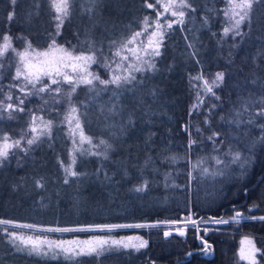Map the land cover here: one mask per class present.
Masks as SVG:
<instances>
[{
    "label": "trees",
    "instance_id": "1",
    "mask_svg": "<svg viewBox=\"0 0 264 264\" xmlns=\"http://www.w3.org/2000/svg\"><path fill=\"white\" fill-rule=\"evenodd\" d=\"M86 2L73 0L71 15L57 38L60 45L85 49L89 42L98 41L97 33L91 29L98 31L102 27L108 33L103 44L112 40L119 42L138 31L144 17L152 13L144 0H95L90 5ZM147 2L152 3V0ZM191 3L197 7L196 16L184 24L185 30L178 24L173 26L163 43L157 71L145 76L141 83L126 87L129 91H121L123 116L108 114L107 107L111 104L102 107L112 92H103L99 97L95 94L86 108L81 107L84 124L80 134L86 138L83 143L74 141L64 129L54 128L49 137L32 146L27 155L16 149V154L0 166V220L18 225L9 228L15 235L33 231L24 225L78 229L140 224L145 227L118 228L112 234H133L147 241V245L138 251L133 248L110 250L77 258L29 254L30 249L5 233L8 226L0 224V264H244L236 255L237 242L242 236L252 237L263 253L264 221L250 217L264 216V144L259 151L251 152V163L247 165L251 176L243 183L224 174L217 177L189 175L191 162L197 156L217 154L209 139L213 133L218 134L216 145H220L221 140L224 142L220 150L226 146L238 147L242 130L231 139L224 123L237 104V97L249 93L239 79H236L239 85L233 89L235 66L223 63L221 51L217 52V41L210 35V24L201 21V13L206 19L212 18V4L207 1L201 8L203 3ZM260 6L264 13V5ZM9 12H14L11 22ZM55 15L51 0H17L15 6L11 0H0V41L4 35H9L13 45L20 47L30 41L39 49L45 48L50 43L47 34L56 31ZM203 32L209 41L203 40ZM190 43L195 47L189 48ZM207 44L215 45L214 56L203 54L201 47ZM256 52L254 49L252 54ZM240 53L235 52L234 56ZM217 72L225 73L224 81L214 87V94L208 93L206 89L212 86ZM153 91L158 93L156 102L151 95ZM141 98L143 108L138 105ZM200 101L203 103L199 104ZM196 104L199 107L193 110ZM213 106L208 123H197L204 117L205 108ZM149 108L152 111L146 116ZM128 110H131L134 126H127ZM14 116L17 118L8 119L3 113L0 139L4 134L19 138L24 133V113ZM218 117L224 123L219 122ZM121 123L126 124V131H122ZM187 123L190 134L184 130ZM190 139L195 141L192 150L188 148ZM101 140L112 146L107 150V160L88 154L105 151L99 143ZM65 168L88 175L68 177L69 183L65 184ZM124 169L128 171L127 177L123 175ZM105 175L112 179L106 180ZM37 181L42 187H37ZM144 181L148 182L145 191L132 190ZM234 207L249 219L240 224L211 225L206 236L212 246L210 255L202 254V241L191 225L185 229L184 236H164L165 226L161 224L186 220L190 213L204 219L209 216L230 219L235 215ZM68 232L69 235L76 232L73 235L78 237L89 234ZM200 235H203L202 229ZM189 252L193 255L188 256Z\"/></svg>",
    "mask_w": 264,
    "mask_h": 264
},
{
    "label": "snow or ice",
    "instance_id": "2",
    "mask_svg": "<svg viewBox=\"0 0 264 264\" xmlns=\"http://www.w3.org/2000/svg\"><path fill=\"white\" fill-rule=\"evenodd\" d=\"M95 2V0H94ZM11 3L13 6L17 4V0H11ZM144 3L146 4L147 8L154 9L155 5L153 3H148L147 0H144ZM161 0H156V5H160ZM229 4L233 5L232 10V17L238 16V19L234 20V23L231 24L229 27H225L223 29V37H227L230 33L233 36V41H235V37L240 36L243 37V34L240 32V26L242 23L250 22L251 19V13L253 11L254 4H261L264 5V0H242L241 4L239 5L240 11L236 12L234 10L235 3L234 0H229ZM52 8L55 10V17L56 20V31L55 32H49L48 38L50 40V43L47 46V49L44 51H39L36 48L33 47L32 43L30 41H26L24 51L18 52L12 44V38L9 35L3 36V45L0 47V56H3L6 54L9 50L12 52H15L16 55L19 57L17 67H16V74L12 78L13 80L20 81L18 84H10L9 88H17L22 95L16 97V100L18 101L17 104H13L11 102L5 103L4 101H0V120H2L3 113H8V119H16L13 115L15 112H24L26 101H28V98L34 95H41V94H48L51 92H55L56 94H60L62 92V85L67 84L70 86V91L67 93V98L69 102H71L72 94L76 92L77 86L80 84L88 85L90 86V92H94L96 96H100L101 92H105L109 90V85H115L116 91L112 92V95L109 97V100L105 102L102 107H107L108 104H111V107H107V113L111 116H123L124 115V109H123V99L121 96L122 92H127L130 89L126 88V85H134V82L137 81V76L134 73H145V72H152L156 69V64L154 62V58L161 55V48L163 47L164 40L167 38V36L170 34L171 30H173V25H180L181 30L184 29L185 24V16L186 11L185 9H190L191 11H195L194 8H192L191 4L186 2V0H179L177 3L176 0H169L168 3L163 4V12L156 11V19H155V30L151 31V34L148 38L149 42L147 45H141V49L138 51L136 48L131 47L134 43L138 42V38L142 37L150 28H152L151 23V17L145 16L142 21V29L141 31H136L132 34L130 38L124 39L120 42H117L116 40L110 41V48L109 51H111V47H116L115 52L111 53V60L108 59V54L104 52L102 47V41H101V47H96L94 43L89 42L87 49L84 48H77V46L73 45L71 48L64 47L63 45H60L57 41V38L61 35V29L65 23V20L69 18L71 15L72 9H73V0H52ZM91 11V9H89ZM170 13L172 17H175L176 19H173L171 21L167 20V15ZM225 16H228V12L225 11ZM232 17H229L230 19ZM14 18V12L8 13V20L11 22ZM205 24L208 23L207 19L204 21ZM166 24V28H165ZM215 35V33L213 34ZM223 37L221 39H223ZM188 39L187 37H185ZM103 39V38H102ZM118 45V46H117ZM233 47H236L235 43L232 45ZM189 48H194L195 45L190 43L188 45ZM127 51L131 53V56L128 55H122V52ZM142 52V54H141ZM55 54V55H54ZM195 55V52L193 53ZM104 58V63L101 65L104 68H111V65L113 63L116 64V67L121 70L120 74H114L112 75L111 79L105 80L101 79L99 75L94 74L89 69L93 64H99L101 63L100 58ZM119 58V59H117ZM257 58H260L264 60V45L261 46V48L257 51L255 55L251 56V59L253 61H256ZM131 61V62H129ZM255 75V73H253ZM47 78V82H45L44 78ZM225 77L224 72H217L215 75L214 80L212 81V86L207 87L206 91L208 93H213L214 87H219L220 84L223 83ZM199 78V77H198ZM262 79L259 76L256 77L254 80H249L247 77L245 78V85L244 87H247L248 84L251 85H257L260 84ZM96 82V83H94ZM207 83V82H206ZM98 85L103 86V88H99ZM55 85L56 87L53 88L52 86ZM0 92H2V89H0ZM157 92L153 91L151 93L153 99V102L155 101V97H157ZM216 99H219V97H216ZM7 101H12L13 96L11 92L6 97ZM119 100V103H116V101ZM47 103V101H45ZM200 103H203V101H200ZM264 104V101L261 102ZM138 105L143 108L144 107V101L143 98H141V101L138 102ZM199 105H193V110L198 108ZM77 111L76 107H71V112L75 113ZM151 108H149L148 112H145V115H149V112H151ZM189 115H192V111L189 112ZM260 118H264V106H260L259 110L255 113V116L253 119H256L257 121ZM38 117L33 115L32 117V124L30 125V131L32 133V137L30 139L26 140L27 147H23L21 144V141L25 139L24 135H21L20 139L12 140L11 143H9L10 137L7 134L3 135V143L0 144V166H3L4 162L9 159L10 156L15 155L16 153L13 151V149H19L20 151L24 152L25 155L28 154L29 151L32 150V146L36 145L40 140L41 137L44 136L47 133H50L52 123L51 121H48L45 124V127L43 130L38 131V128L36 126V120ZM249 124L252 123V119L248 121ZM127 126H134L132 118H131V110H128V121ZM76 127L80 128L79 120L76 121ZM122 131H126V124L121 123L120 125ZM262 129H264V125H261ZM184 130L188 131V126H184ZM154 135V134H153ZM218 137L217 133H213V136L209 139L213 141V150L218 151V145L215 143V139ZM86 138L81 134V142ZM88 143H91V140H88ZM100 145H103L105 148L104 152H89V155H95L98 157H103L105 160L108 159L107 150L110 149L112 146L108 144L106 141L101 140ZM221 144L224 142L221 140ZM261 144H264V138H261L260 140ZM195 145V141L189 140L188 148L189 150H192ZM255 147V145H253ZM248 153H251L252 149L247 150ZM227 155H230L231 159L228 161L220 159L219 156L213 157L215 160V163L217 165L223 164L225 167L228 166V164H238L242 171L247 170V165L251 163V157L250 155H244L242 156L240 151L233 150ZM169 159H175V158H169ZM199 163V162H198ZM197 164L192 165L193 168L198 166ZM73 164H75V160L73 159ZM66 176L64 179V183L68 184L69 179L68 177H74V178H80L81 176H87V173H79L77 171L72 170L71 168H65ZM97 172L100 171L98 168L96 170ZM208 169L204 168L203 172L208 173ZM212 175L218 174L217 171H213L211 173ZM123 175L125 177L128 176L127 169H124ZM191 176V173H189ZM106 180H111L112 177L105 175ZM37 187H42V184L40 181L36 182ZM148 186V182L144 181L143 185L137 186L133 191L136 192H143L145 191L146 187ZM233 211L235 212V215H233L230 219H224L221 218H215L212 216H209L207 219L196 217L195 213H190L187 216L186 220H173L171 221L172 224L176 223H183L185 225V228H179L177 229V233L180 236H184L186 234L185 229L188 225H191L195 228L197 232V238L201 239L202 241V249L201 252L204 255H210L212 246L207 242L206 236L207 233L210 230L211 225H225V224H231L236 223L240 224L242 221H245L249 219V217H246L242 215V213L236 208H233ZM251 219H259L261 221H264V216L250 217ZM0 224L6 225L8 227L5 228V233L12 238H15V234L12 231H9V228L11 227H19L18 225L13 224L11 221L7 220H0ZM158 226V225H157ZM23 227L27 228H33V225H24ZM141 228L145 227V225H130V224H114V225H96V226H86L81 227L78 229L75 228H49L47 231H54V232H68V231H104L107 229L108 231H112L114 229L118 228ZM201 229L203 231V235H200ZM171 235L169 231L164 232V236L167 238ZM101 245L108 243L107 240L101 239L99 237L96 238ZM131 239V238H129ZM136 239H140L137 237ZM24 243H28V241H23ZM65 242L60 241L56 244V247H61ZM249 243H251L249 241ZM112 244L119 245L120 241H112ZM147 245V241L141 240L138 245H133L134 248L138 251L141 248H144ZM51 247V245H50ZM125 248L128 247L127 244L124 245ZM61 251L67 252L68 250L61 247ZM253 252L257 251L255 248L252 249ZM92 252H97V248L94 246H90L86 252H74L75 255H81V254H91ZM29 254H36V255H47V252H44L41 250L40 247L35 246L32 249L29 250ZM188 256L193 255V253L189 252L187 254ZM241 258L242 259H249V256H245L243 252H241ZM253 264H255V261L253 260Z\"/></svg>",
    "mask_w": 264,
    "mask_h": 264
},
{
    "label": "rangeland",
    "instance_id": "3",
    "mask_svg": "<svg viewBox=\"0 0 264 264\" xmlns=\"http://www.w3.org/2000/svg\"><path fill=\"white\" fill-rule=\"evenodd\" d=\"M192 2L201 4V8L203 7L205 2H209L212 4V11L213 16L211 19H207L208 24H210L209 31L210 35L215 38L218 44L217 52L223 56V63L227 66L233 64L234 69L232 70V78L239 79L240 85L244 87L245 85V78L247 77L249 80L256 79L257 76L264 78V60L257 58L256 61L251 59L253 55L252 52L255 49L258 51L262 45H264V13L262 12L261 4H254L253 11L251 13L250 22L242 23L240 26V32L243 34V37L240 36L235 37V41H233V36L230 33L227 37H223V29L225 27H229L231 24L234 23L235 19H238V16L232 17V10L233 5L229 4V0H186V2L190 3L192 8L197 10V7L192 5ZM94 0H87V5L93 3ZM169 0H161L160 5H156V0H152V3L155 5L154 9H151L152 13L149 17H151L152 28L148 30L142 37L138 38V42L131 45V47L136 48L138 51L141 49V45H147L149 40V36L152 30H155V19H156V11L163 12V4L168 3ZM178 3L179 0H176ZM242 0H234L236 12L240 11L239 5L241 4ZM52 5V0H51ZM52 7V6H51ZM200 8V7H199ZM55 12V10L52 8ZM186 16H185V23L196 16L194 11L190 9H185ZM225 11L228 12V16H225ZM167 20L171 21L176 19L172 17L170 13L166 14ZM202 16V23L206 19V15L201 13ZM229 17H232L231 19ZM174 26V25H173ZM143 25L138 31H141ZM166 28V24H165ZM92 32H96L95 36L98 37L97 42H92L96 47H101L102 38L107 36V30L105 28H100L98 31L91 29ZM136 32V31H135ZM134 33V32H133ZM131 33L125 39L130 38L132 36ZM204 33V32H203ZM215 33V35H213ZM203 40L205 42L209 41V38L206 37V33H204ZM223 37V39H221ZM124 40V39H123ZM122 41V40H120ZM119 41V42H120ZM165 41V40H164ZM3 39L0 41V47L3 45ZM233 43H235L236 47H233ZM88 46V44H87ZM87 46L85 49H87ZM118 46V45H117ZM13 47L18 51L22 52L25 48V43H23L20 47L13 45ZM39 51H44L47 49L45 48H37L33 46ZM65 47V46H64ZM102 47L105 53L108 54V59L111 60V53L115 52L116 47H111V51H109L110 43L103 44ZM71 48V47H68ZM163 48V47H162ZM161 48V54H162ZM214 48L215 45L202 46L201 50L205 57L214 56ZM235 52H241L238 57H235ZM257 53V52H256ZM255 53V54H256ZM142 54V52H141ZM254 54V55H255ZM55 55V54H54ZM122 55L131 56L132 54L127 52L126 50L122 52ZM161 56V55H160ZM160 56L154 58V62L157 65V61L160 59ZM119 59V58H117ZM19 57L16 55L15 52L9 50L3 56H0V101H4L5 103L11 102L13 104H17L18 101L16 97L21 96L22 93L17 88H9L10 84H18L20 81L13 80L12 78L16 74V67L18 63ZM101 63L93 64L89 69L96 75H99L101 79H111L114 72L116 74H120L121 70L116 67V64L113 63L111 68H104L101 65L104 63V58H100ZM131 62V61H129ZM157 71V70H156ZM145 72V73H134L137 76V81L134 82L135 84L141 83V81L145 78V76H150L154 72ZM255 73V75H253ZM45 82H47V78L45 77ZM239 82L236 80L233 84V89L239 85ZM96 83V82H94ZM134 85H126L125 87L134 86ZM99 88H103L97 84ZM53 88L56 86L53 85ZM62 92L60 94H56L54 91L48 94H41V95H34L28 98L26 101L25 111L24 112H15L13 115L24 113L25 115V129L24 133L21 135L25 136V139L21 141L23 147H27L26 140L32 137V133L30 131V125L32 124V117L35 115L38 117L36 120V126L38 131L43 130L45 124L48 121H51L52 127L51 131L54 128L64 129V131L68 132L74 141H81L80 131L82 129L83 119L81 114V107L86 108L91 98L95 95L94 92H90V86L80 84L77 86L76 92L72 94L71 102H69L67 98V93L70 91V86L67 84H63ZM244 90L249 91V93L245 96H238L237 97V104L235 107L231 108L229 117L226 119L227 123H224V120L218 119L219 122L223 121L226 124V130L228 137L233 139L237 136V132L241 131V134L238 138L236 149L226 148L220 150V145H218V152L217 154L212 155H205L200 154L197 156L194 161L191 162V169L189 173H191V177L195 176H204V177H217L220 174H224L223 176H231L237 179L239 183H243L246 181L250 176L251 172L249 168L246 171H242L238 164H228L225 167L223 164L217 165L213 157L219 156L220 159L228 161L231 159L230 155H227L233 150L240 151L242 156L250 155L248 153V149H252L251 152L254 150H260L262 145L260 143L261 138H264V129H262L261 125H264V118H260L258 121L253 119L255 113L259 110L260 106H264L261 102L264 101V79H262L260 84L251 85L248 84L247 87H244ZM116 91L115 85H109V90L105 92H113ZM11 92L13 96L12 101H7L6 97ZM255 92V93H253ZM103 93V92H101ZM259 93L260 95L256 96ZM47 101V103H45ZM200 104V102H199ZM71 107H76L77 111L75 113L71 112ZM213 107L205 108L204 110V117H200L197 123L207 124L210 120L211 113L214 111ZM5 115L8 116V113L5 112ZM252 119V123L249 124L248 121ZM79 120L80 128L76 127V121ZM188 126V133L190 130V124H186ZM238 128H240L238 130ZM50 133L45 134L41 137V140L49 137ZM190 134V133H189ZM20 135V137H21ZM19 138H12L10 137L9 143L12 140L20 139ZM217 138V137H216ZM39 141V142H40ZM3 143V139H0V144ZM255 145V147H253ZM16 149H13V151ZM199 162V163H198ZM198 166L193 168L192 165L197 164ZM207 168L209 171L208 173L203 172V169ZM213 171H217L218 174L212 175ZM165 226L163 231H169L171 234H178L177 229L185 228L183 223H164L161 224ZM49 228H41V227H33L24 234L15 235L14 241L21 246H24L28 249H32L35 246L41 248L42 251L47 252L48 254L45 256H64L67 258H77L82 255H90V254H81L75 255L74 252H86L90 246H94L97 248V252H92L91 254H100L110 250H123L133 248V245H138L141 240L136 239V235H121L115 236L112 234L113 231H117L118 229H114L112 231H108L105 229L104 231H79V232H89L86 237H78L76 235H69V232H54V231H47ZM97 237L107 240L108 243L101 245L99 241L96 239ZM131 238V239H129ZM23 241H28V243H24ZM60 241H64L65 243L61 245L62 248L67 249L68 251H61V247H56V244ZM112 241H120L119 245L112 244ZM249 241L251 243H249ZM127 244L128 247L125 248L124 245ZM51 245V247H50ZM255 248L257 251L253 252L252 249ZM241 252L245 254V256H249V259H242ZM263 253L260 252V249L256 246V242L252 237L249 236H242L238 239L237 248H236V255L238 261L244 264H253V260L255 264H264V251Z\"/></svg>",
    "mask_w": 264,
    "mask_h": 264
}]
</instances>
